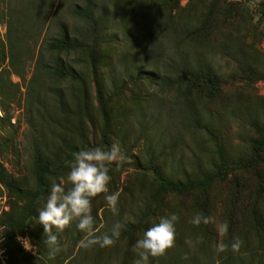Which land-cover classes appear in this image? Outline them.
<instances>
[{"label": "rangeland", "instance_id": "1", "mask_svg": "<svg viewBox=\"0 0 264 264\" xmlns=\"http://www.w3.org/2000/svg\"><path fill=\"white\" fill-rule=\"evenodd\" d=\"M88 1L57 0L58 5L48 11L46 0H11V16L4 15V20H0V31L5 38L11 20V38L20 35L32 49L31 54L22 57L21 71L24 78L6 63L11 74L6 76L0 90V98L6 107L4 112L0 106V165L9 179L23 187L36 186L33 166L37 153L60 163L70 147L79 146L83 149L100 139L101 117L90 58L87 56V62L79 64L76 62V53L61 55L65 62L74 64L77 70L83 72L85 67L88 73L87 92L81 86L82 83L71 79H53L48 73H40L37 67L40 54L41 62L47 66L53 65L56 60L55 53L47 48V41L59 32L60 25L66 24L70 30L82 28V22L73 16L72 11L75 4ZM91 1L100 7L105 5L112 18L98 49V70L104 85L109 88L110 76L116 74L118 80L124 68L119 59L128 51H136L127 38V32L137 19L133 17L134 8L127 4L117 13L113 0ZM187 1L181 0V6ZM223 2L234 4L230 6L232 15L228 18L235 14L236 18L232 20L237 26L241 25L235 34H240L250 67L257 74L249 78L248 72L239 68L238 63L217 54L216 61L225 74V80L221 83L218 95L205 103L207 113L213 117L212 132L194 134L190 130H181L175 94L163 92L148 79L129 80L125 89H116L117 94L110 102V110L116 115L111 142L121 145L126 159H132V155H135L148 160L165 148L168 156L163 158L162 163L159 160L157 163L161 172L173 180L193 179L200 175L197 167L191 166L196 164V159L206 171L216 170L221 163L228 165L250 161L255 153L253 144L259 138L256 124L264 123V0L262 5L257 4L258 0ZM0 5L4 7V0H0ZM24 6L28 7L27 10H22ZM14 7L19 10L12 11ZM247 7L249 14L243 16L239 9ZM72 87L78 88L79 96L86 105L82 118L73 114L66 116L64 110L53 102V95L58 90L67 91ZM110 91L112 93V89ZM64 93L67 100L72 99L68 92ZM65 116L71 125H75L74 133L59 122ZM78 118L82 119L81 123ZM140 119L147 126L144 131L140 130L137 123ZM255 120L258 123L255 124ZM194 154L198 158L195 159ZM260 155L261 160L256 163V168L234 170L227 179L217 180L207 192L169 193L161 199L155 198L157 185L149 170L144 173L126 160L119 169H111L109 173L112 179L107 194L120 193L119 214L114 215L108 209L105 194L92 200L94 232L98 235L106 232L111 234L115 223L122 222L125 225L113 246H92L93 249L79 253L74 245L85 234L73 223L63 232L53 229L63 250L50 259L48 249L42 242L43 228L37 219L31 233H13L9 249L3 244L9 240L11 232L4 224H0V264H133L135 254L131 249L136 240L160 217L171 214L179 216L175 224V244L164 256L150 257V264H168L167 261L176 259L183 264L218 262L221 255L236 253L230 247L235 237L243 241L238 252L244 246H253L258 242L254 222L260 216L264 221V151ZM68 171L62 175L66 176ZM53 179L58 178H50L49 185ZM25 211V200L0 181V218L11 213L25 214ZM197 213L213 217L214 220L199 226L189 223ZM225 222L228 232L221 237L216 226ZM18 235L30 238L32 251L24 249L17 241ZM221 240L229 245V249L216 253L214 245ZM185 256L188 258L184 259Z\"/></svg>", "mask_w": 264, "mask_h": 264}, {"label": "trees", "instance_id": "2", "mask_svg": "<svg viewBox=\"0 0 264 264\" xmlns=\"http://www.w3.org/2000/svg\"><path fill=\"white\" fill-rule=\"evenodd\" d=\"M113 1L117 13L126 4L134 8V10L132 9L133 17L137 21L128 29L127 38L136 51H128L129 53H125L119 59L124 68L120 71L118 80L116 74L110 76L111 85L109 88L104 85L102 74L98 70L100 62L98 49L100 39L109 29L112 18L105 5L100 7L91 0L85 4L77 3L73 7V16L82 22V28L70 30L66 24H62L59 32L47 41V48L56 56L53 65L47 66L42 63L41 54L37 63L40 73H48L53 79L78 81L82 83L81 86L87 92L88 73L85 67H83V72L77 70L74 64L65 62L61 55L70 56L71 53H76L78 56L76 62L79 64L86 63L87 56L90 58L97 86L98 112L101 123L99 141L88 144L85 148L108 147L112 144L110 138L116 115L112 114L110 110V102L117 94L116 89L118 91L125 89L126 82L129 80L148 79L153 85H158L163 92L174 93L178 103V123L181 130H190L194 134L204 131L212 132L213 117L207 113L205 103L208 99L218 95L221 83L225 80V74L216 61L217 54L229 57L233 62L238 63L239 68L248 72L249 78L257 74V71L250 67L244 44L239 38L240 34H235L241 29V25L237 26L234 23L235 14L232 18H228L229 15H232L230 6L234 4L230 2L224 4L223 0H188L184 6H181V0ZM257 4L262 5L263 0H258ZM55 5H58L57 0H46L45 2L48 11ZM24 8L27 10L28 7L24 6L22 10ZM17 10L19 9H15V7L12 9L15 12ZM22 10L20 9V11ZM239 12L244 16L249 14V9L248 7L242 8L239 9ZM4 15L11 16V0H4V7L0 5V20H4ZM8 26L6 38L0 31V90L6 76L9 77L11 74V69L7 68L6 63H9L10 67L13 66L15 71L24 78L21 71L23 68L22 57L27 53V55L32 53V49L26 45L20 35L11 38V20H9ZM64 92H68L72 99L67 100ZM79 95V90L76 87L67 91L66 89L58 90L53 95V102L64 110L66 116L73 114L82 118L86 105ZM0 106L6 112L5 102L1 98ZM66 116L61 117L59 122L65 124L66 126H62L74 133L75 125H71L66 120ZM77 120L79 123L82 121L80 118ZM254 122L258 123L257 120ZM137 123L140 130L144 131L147 128L142 119L137 120ZM256 126L259 138L253 144L255 153L250 161L232 162L228 165L221 163L216 170L206 171L203 165L197 161V155L194 154L196 164H191V166L197 167L200 175L193 179L173 180L161 172L157 160L162 163L163 158L168 156L165 148H162L157 155L154 153V156L148 160H142L135 155H132V159L126 160L135 164L137 169H142L144 173L149 170L153 182L157 185L156 199H161L169 193H204L217 180L227 179L234 170L256 168V163L261 160L260 154L264 151V123L256 124ZM81 149L79 146L70 147L60 163H55L54 160L37 153L33 166L36 177L34 188L23 187L9 179L4 167L0 165V181L16 196L24 199L26 207L25 214L11 213L0 218V224H4L11 232L9 240L3 244V247L10 248L13 233L32 232V226L38 217L40 203L49 192L50 178L61 176L68 169L66 164L73 159V153ZM220 157L222 158V156ZM146 162L147 165H145ZM110 168L116 169L115 165ZM261 217L254 222V233L259 237L256 245H246L235 254L221 255L218 262L211 264H264V221ZM95 234L98 235L96 232ZM82 239L80 238V240ZM80 240L77 241L78 245L77 243L74 245L77 246L76 249L79 253H84L87 249L92 248L79 247ZM93 247L100 246L94 245ZM167 262L168 264H183L179 259ZM191 264L198 263L191 262Z\"/></svg>", "mask_w": 264, "mask_h": 264}, {"label": "clouds", "instance_id": "3", "mask_svg": "<svg viewBox=\"0 0 264 264\" xmlns=\"http://www.w3.org/2000/svg\"><path fill=\"white\" fill-rule=\"evenodd\" d=\"M126 161L121 145L118 142L108 147L93 146L83 148L73 153V159L66 164L69 169L66 176L61 175L50 183L49 192L43 206L38 209V223L43 228L42 242L46 245L49 258L54 259L63 248L58 235L53 231L63 232L75 223L76 228L84 233V238L79 241V247L89 248L99 245L101 248L111 247L121 236L124 223L117 222L112 226L111 234L96 235L93 229L94 217L92 215V200L101 194L108 209L114 214H119L118 201L120 193L109 192L108 185L112 179L110 166L119 169ZM179 216L171 214L162 216L158 222L147 228L140 236L131 251L135 254L133 264H150V257L164 256L168 249L175 244L176 228ZM213 217L197 213L189 223L199 226L201 223L213 222ZM217 232L223 237L228 232V224H217ZM17 241L26 251H32L33 245L28 237L17 236ZM243 241L235 237L230 245L233 252H238ZM229 245L222 240L214 245L216 253L225 252ZM188 257L185 256L184 259Z\"/></svg>", "mask_w": 264, "mask_h": 264}]
</instances>
